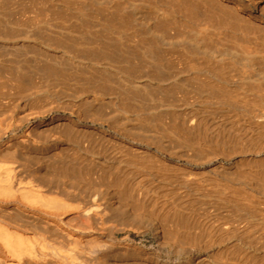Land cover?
<instances>
[{
    "label": "rangeland",
    "instance_id": "rangeland-1",
    "mask_svg": "<svg viewBox=\"0 0 264 264\" xmlns=\"http://www.w3.org/2000/svg\"><path fill=\"white\" fill-rule=\"evenodd\" d=\"M210 1L0 0L1 126L112 189L115 264H264V25Z\"/></svg>",
    "mask_w": 264,
    "mask_h": 264
},
{
    "label": "bare ground",
    "instance_id": "bare-ground-1",
    "mask_svg": "<svg viewBox=\"0 0 264 264\" xmlns=\"http://www.w3.org/2000/svg\"><path fill=\"white\" fill-rule=\"evenodd\" d=\"M218 1L219 2L221 1L222 5L224 3V7H226L225 4L228 5V7L230 6H232V8L235 7L236 9L233 8V10H237L239 13L246 16L244 18L246 19L248 18V20H253L255 22L260 23L261 25H264V6H263L264 0H218ZM256 76L257 78H259L260 74H256ZM16 106L15 108H17ZM27 115H25L26 117H24V120L25 118L27 119ZM34 115L37 114H33V116ZM30 116H32L31 113ZM257 118L259 117H256V119H254L255 121L257 120V122L258 120H264V114L263 115L261 114L260 119ZM6 120L4 119V121ZM4 121L1 122L4 124L5 123ZM1 122H0V264H115L114 260L117 255L116 252L118 249L117 245H115L117 239L111 232V229L107 226V223L111 218V213L113 212L112 207H115L114 202L112 201V189L106 186L104 182L102 184L101 181L94 180L92 178L85 179L84 175L82 176L83 173L81 174L80 172H77L76 175H71V174L67 175V172L68 171L70 172L71 170L69 168L68 162H66L65 160L67 154L63 153L62 150L60 152L61 154L58 153L60 151L59 149V151L56 152L58 153V155H55V152H53L52 150L53 148L50 147L51 144L50 146L48 145L50 148H47L46 146V144L48 143L47 140H49L50 138V133L46 132L49 134V136L48 134L47 136L42 135L41 133L46 134L45 130H43L44 132L40 133V135H42L43 137L45 136L43 139L40 135H37V132L34 133V131H37V129L35 128L34 130L32 127V130L34 131H31L30 129V131L23 136L22 134L20 136L15 135L16 133L12 135H8L6 131H4L6 128H4V126L2 128L1 125L3 124H1ZM11 122H9L10 125ZM17 124L19 125V123ZM7 131H9L8 128ZM41 143H43L44 146ZM80 151L78 154H80ZM260 151L261 150H259V152ZM52 152L55 155L54 158L51 155ZM82 156L83 155H81V157ZM86 156L84 157L88 158L87 154ZM90 156L91 158H95V154ZM56 158H58L59 160L58 159L55 160ZM45 160H47L50 164L45 162ZM58 161H60L58 163L59 168L56 167ZM70 162L71 161H69V164ZM97 162H99L103 166L108 165V163H105L100 160H97ZM242 163H244V161H242ZM244 168L245 167H243V169ZM241 173L240 174L243 175V172ZM93 176H95V174L91 175L90 177ZM246 178L247 177H244V179ZM249 178L251 177L249 176L248 179ZM234 181L236 182V180ZM242 182L244 181L241 180L240 183ZM230 184L231 183H229V185ZM254 184H256L257 186L259 185L256 182ZM243 186L245 187L244 188L241 187L242 189L237 187L238 190L236 192H238L241 189V191H239L240 194H238L240 198L242 195L247 196V194L250 195L251 193V192L248 193L249 191L247 192V190H249L247 188L249 187V185L248 186L243 185ZM253 186L251 187L253 188ZM261 187L264 186L262 185ZM261 187L259 189H262ZM257 189L255 191H257ZM260 194L261 193H259V196H262V198H264V192H262V195ZM251 196L252 194L250 195V197ZM244 198L242 197L241 199L243 200ZM245 199L243 201H245ZM246 203H248V200L246 201ZM251 204L252 203H250V205ZM252 205L253 208H255L254 204ZM223 207L226 208V206ZM258 207H261V205L257 206L256 208L258 209ZM102 233H106L105 237L109 239L108 241L104 240L103 239L104 237L103 238L101 237ZM228 237L230 239L231 238L233 239V237L231 236ZM223 243L225 244V241ZM246 247L247 246H245V248ZM252 249L253 248H251V250ZM213 257L215 256L213 255ZM232 260L233 259H231V261ZM256 260H258V257ZM207 261L208 264H211L209 263L210 261L209 259ZM226 261L227 260H224V262ZM227 262L228 263L226 264H232L233 261L232 262L227 261ZM237 262L239 263L240 260ZM237 262L234 263L236 264ZM206 263H207L206 258L204 259L202 258V260L197 262V264H206ZM245 264H249V262Z\"/></svg>",
    "mask_w": 264,
    "mask_h": 264
}]
</instances>
